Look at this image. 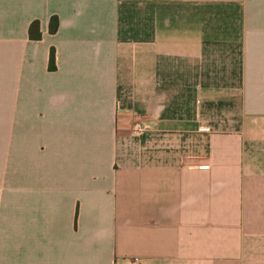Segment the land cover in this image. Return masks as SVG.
<instances>
[{"label": "crops", "instance_id": "obj_1", "mask_svg": "<svg viewBox=\"0 0 264 264\" xmlns=\"http://www.w3.org/2000/svg\"><path fill=\"white\" fill-rule=\"evenodd\" d=\"M135 260L264 264V0H0V264Z\"/></svg>", "mask_w": 264, "mask_h": 264}, {"label": "trees", "instance_id": "obj_2", "mask_svg": "<svg viewBox=\"0 0 264 264\" xmlns=\"http://www.w3.org/2000/svg\"><path fill=\"white\" fill-rule=\"evenodd\" d=\"M59 28V20L57 17H53L50 22V32L56 33ZM30 37L34 40L41 39V32H40V24L39 22L32 23L30 27ZM56 55L55 52L52 51L50 56V69L54 70L56 68L55 65Z\"/></svg>", "mask_w": 264, "mask_h": 264}, {"label": "built area", "instance_id": "obj_3", "mask_svg": "<svg viewBox=\"0 0 264 264\" xmlns=\"http://www.w3.org/2000/svg\"><path fill=\"white\" fill-rule=\"evenodd\" d=\"M142 130H143L142 128L138 129V131H142ZM133 264H140V261L139 260H135Z\"/></svg>", "mask_w": 264, "mask_h": 264}]
</instances>
